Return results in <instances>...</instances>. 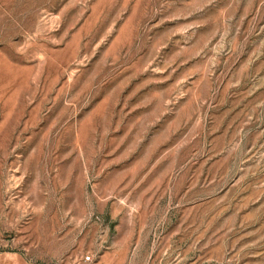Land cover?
Returning <instances> with one entry per match:
<instances>
[{
  "label": "rangeland",
  "instance_id": "1",
  "mask_svg": "<svg viewBox=\"0 0 264 264\" xmlns=\"http://www.w3.org/2000/svg\"><path fill=\"white\" fill-rule=\"evenodd\" d=\"M0 264H264V0H0Z\"/></svg>",
  "mask_w": 264,
  "mask_h": 264
},
{
  "label": "built area",
  "instance_id": "2",
  "mask_svg": "<svg viewBox=\"0 0 264 264\" xmlns=\"http://www.w3.org/2000/svg\"><path fill=\"white\" fill-rule=\"evenodd\" d=\"M83 259L90 261L92 258H91V255L90 254H85V256H84Z\"/></svg>",
  "mask_w": 264,
  "mask_h": 264
}]
</instances>
